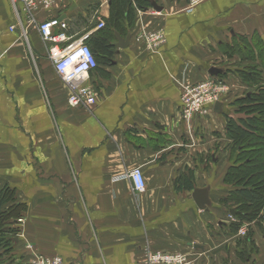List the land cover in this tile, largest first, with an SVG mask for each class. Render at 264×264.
Segmentation results:
<instances>
[{
	"label": "crops",
	"instance_id": "obj_1",
	"mask_svg": "<svg viewBox=\"0 0 264 264\" xmlns=\"http://www.w3.org/2000/svg\"><path fill=\"white\" fill-rule=\"evenodd\" d=\"M116 1L56 0L26 25L25 37L10 1L0 0V190L10 188L11 204L24 205L20 233L0 264L2 258L26 264L27 242L63 264H140L145 249L185 252L191 264H223L221 246L234 251L235 235L224 231L230 224L222 177L230 165L226 116L235 117L230 102L242 94L220 100L219 113L208 107L189 125L180 117V94L202 79L232 78V62L244 58L232 41H264V0L134 6L132 22L124 15L109 27L111 54L88 75L97 99L70 108L37 24L58 18L71 34L92 36L99 20L112 21ZM156 30L165 41L148 54L141 36ZM113 31L129 34L128 45L113 46ZM136 166L146 182L138 196L129 180L113 181ZM196 188L207 189L208 210L196 206ZM251 238L254 257L248 253L240 264H264V233Z\"/></svg>",
	"mask_w": 264,
	"mask_h": 264
},
{
	"label": "built area",
	"instance_id": "obj_2",
	"mask_svg": "<svg viewBox=\"0 0 264 264\" xmlns=\"http://www.w3.org/2000/svg\"><path fill=\"white\" fill-rule=\"evenodd\" d=\"M13 7L17 24L22 36L26 37L28 24L35 23V15L41 10L53 5L56 0H9ZM197 3L198 0H193ZM192 3V4H193ZM24 15V21L21 18ZM105 24L99 20L96 29L104 28ZM11 28H13L11 26ZM41 39L47 46V56L59 80L68 88L66 103L70 108L92 105L97 99L93 87L86 83L88 75L98 66L94 54L86 41L89 32L75 36L68 31L66 22L58 18H49L37 24ZM145 42L146 51L158 53L165 37L161 30L145 32L141 36ZM230 84L216 77L202 79L196 83L188 84L183 88L180 100V117L186 124L201 116L208 107L226 95ZM231 88V86H230ZM129 180L131 190L135 196L146 189L143 170L136 166L123 174L115 176L116 180ZM244 233L243 229H240ZM27 254L26 264H63L60 256H47L35 251L31 243L23 246ZM185 252H162L145 249L144 259L140 264H190Z\"/></svg>",
	"mask_w": 264,
	"mask_h": 264
},
{
	"label": "trees",
	"instance_id": "obj_3",
	"mask_svg": "<svg viewBox=\"0 0 264 264\" xmlns=\"http://www.w3.org/2000/svg\"><path fill=\"white\" fill-rule=\"evenodd\" d=\"M150 3V0H117L114 3L117 11L112 13V21L105 23L100 32L94 33L86 41L97 63L100 60L99 57L104 59L111 54V44L108 43L109 27L116 20L118 24L120 18L124 15H127L128 20L132 22L133 7L145 9L150 6ZM115 32L117 33V31H113V36ZM260 41L263 40L260 38ZM243 46L244 50L249 49L247 45L243 44ZM256 58H259V56ZM252 59L255 58L252 57ZM239 73L248 74L246 68L240 70ZM253 87V90H248L245 94L230 102L235 117L226 116V133L231 140L228 147L231 162L223 175V181L227 184V196L222 198L221 203L223 206L225 205L228 211L233 209L232 216L241 221L261 218L259 213L262 208L264 219V147H262V143L264 144V85L260 84ZM247 138H250L253 142L250 143V140H246ZM183 179L185 182L189 177ZM13 202V191L8 187H3L0 190V226L1 222L6 219L4 218L5 214L9 212L3 209L5 204H9L8 208L11 210H16L13 216L9 215V219L12 217V219L18 218L17 216L24 210L23 204H11ZM232 229H235V227L232 226ZM13 237L10 236L5 240H1L4 243L3 251H10ZM244 241L247 243V247H253L254 243L251 236L245 238ZM238 256L240 255L238 254Z\"/></svg>",
	"mask_w": 264,
	"mask_h": 264
},
{
	"label": "rangeland",
	"instance_id": "obj_4",
	"mask_svg": "<svg viewBox=\"0 0 264 264\" xmlns=\"http://www.w3.org/2000/svg\"><path fill=\"white\" fill-rule=\"evenodd\" d=\"M192 1L193 0H188L187 6H186L188 9H190L189 7L194 6L196 4V3H193ZM199 1L200 0H198V2ZM252 37L250 39H246V41L244 38H237L236 40L234 39L232 41V44L234 45L233 47H234V49H236L234 52H238V53L240 52L242 54V55L241 54L240 55L244 58H241V60H239V61L234 59V62H232V65H234L236 69H233L234 71L232 72V78L231 79H224L223 80L220 78L222 81H225V82H230V81L233 82L234 81L233 85H235V86L231 87L232 89L229 86L226 95L223 96L220 100H223V101L228 100L230 102L231 98L238 96L239 94L243 95L248 90H253V88H254L253 86H258L260 84L264 85V41L261 42L260 38H258V36L254 37V38H252ZM243 44L247 45L249 49L242 50L241 45H243ZM224 51H226V50H224ZM229 51H231V50H229ZM229 51H227V52H229ZM237 56H238V54H236V57ZM257 56H259L260 59L256 58ZM252 57L256 58V60L252 59ZM256 67H257V69H256ZM245 68H246L248 74H240L239 71L242 69H245ZM237 74L240 75L239 78H238ZM229 102L227 105V109L230 110L231 108H230ZM246 140L249 141L250 138H247ZM249 142L251 143V142H253V140H250ZM230 143H231V141H229L227 143V148L229 147ZM262 147H264L263 143H262ZM227 151H229V150H227ZM228 162H231L229 154H228ZM222 184L227 185L223 181V177H222ZM8 195H10V194H8ZM225 196H227L226 193H225ZM4 206L5 207L3 209L8 210L9 212H7L8 214H5L4 218H6V219H4L1 222V226H0V250H1L0 251L1 252L0 257L3 254V248H4V246H3L4 243L1 240H5L10 236H14L13 239L18 237L17 235H18V233H20V230L22 228L21 226L23 225L22 216H21V218H19L17 216L19 218L18 220H17V218L12 219L13 217L9 219L8 218L9 215L13 216L14 212H16V210H14V209L11 210L10 208H8L9 204H5ZM223 207H225V205ZM222 211L225 212V216L227 215L226 219L228 220V222L230 224L229 228L224 230V231H226L227 233H233L235 235L234 236V240H235L234 251H231V250H230L231 252L229 250L227 251L226 247L223 249L222 246L219 249L220 253L219 252L218 253H219V255H222V259H223L222 261L224 262L223 264H232L233 262H235L234 264H240L241 261L244 262V258L248 256V253H252L251 256L254 257V253L256 252L257 248L254 246L251 248L247 247V243L244 241V239L247 237H250V236L252 237L253 234H256V233L258 234V236H260V234L262 235L264 233L263 232L264 219L262 216L263 208L259 213V216H261V218H256L255 220H249V221L246 219L241 221L234 216L232 217L231 214H229V213L227 214L226 208H225V210L223 208ZM228 215H230V216H228ZM14 222H16V223H14ZM15 225H18V226H15ZM232 226L235 227V229H232ZM214 227L217 228L216 226H214ZM214 227L212 228V231L214 234L218 235L219 234L218 230L220 231V229L218 227L217 228L218 230H215ZM240 229H243L244 233H242V231ZM225 250L227 251L226 257L224 255ZM238 254L240 256H238ZM236 257L240 260V262L238 260L235 261V259H237ZM188 258H189V256H188ZM3 262H6V261L2 258L1 263L3 264Z\"/></svg>",
	"mask_w": 264,
	"mask_h": 264
},
{
	"label": "water",
	"instance_id": "obj_5",
	"mask_svg": "<svg viewBox=\"0 0 264 264\" xmlns=\"http://www.w3.org/2000/svg\"><path fill=\"white\" fill-rule=\"evenodd\" d=\"M152 6L157 11L161 10V6H158L155 2L152 3ZM115 35H116V41L112 43L113 46H117V47L122 48V47H125L128 45L129 34L125 38L120 37L117 33ZM217 72H218V69L215 67H212L209 69V73L211 75H214ZM213 108H214L215 112L219 113L220 108H221V102L220 101L215 102L213 104ZM192 196H193V198L197 204L196 206L198 208L208 210V206L210 205V202L208 200V191L206 188H196V190L194 189L192 192ZM229 212L231 214L234 213L233 209H230Z\"/></svg>",
	"mask_w": 264,
	"mask_h": 264
}]
</instances>
